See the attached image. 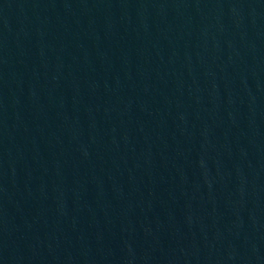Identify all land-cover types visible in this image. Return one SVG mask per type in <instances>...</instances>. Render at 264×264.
Segmentation results:
<instances>
[{
  "label": "water",
  "instance_id": "95a60500",
  "mask_svg": "<svg viewBox=\"0 0 264 264\" xmlns=\"http://www.w3.org/2000/svg\"><path fill=\"white\" fill-rule=\"evenodd\" d=\"M0 264H264V0H0Z\"/></svg>",
  "mask_w": 264,
  "mask_h": 264
}]
</instances>
